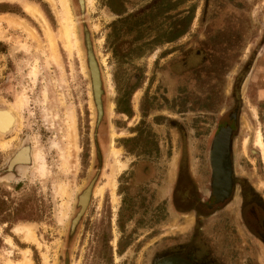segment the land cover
<instances>
[{"label": "rangeland", "instance_id": "obj_1", "mask_svg": "<svg viewBox=\"0 0 264 264\" xmlns=\"http://www.w3.org/2000/svg\"><path fill=\"white\" fill-rule=\"evenodd\" d=\"M25 4L44 17L54 51ZM67 7L75 36L70 50L60 34L59 0L53 6L46 0H0V19H22L36 36L34 42L20 29L0 27V116L8 113L13 120L0 131V264H147L150 248L172 226L166 200L157 195L176 152L177 132L168 118L187 130L189 154L197 157L201 112L227 110L234 82L242 126L235 155H243V139L254 137L263 163L250 157L251 165L245 159L241 165L251 168L244 169L250 182L264 184V102L258 95L264 88V0H83V14L77 0H67ZM84 28L101 64L104 116L98 126ZM201 60L206 79L197 68ZM224 60L229 64L220 65ZM176 63L179 74L171 68ZM204 91L210 93L206 103ZM123 97L136 106L130 121L117 114ZM135 128L142 142L136 159L118 149ZM23 144L30 147L14 162L25 163L30 152L31 167L6 173L8 159ZM140 163L151 173L135 181ZM93 178L99 187L70 234L77 196ZM29 224L32 239L17 234L15 227ZM114 236L130 246L121 256L112 249L110 257L107 241ZM250 239L251 251L242 252L237 264H264L262 250Z\"/></svg>", "mask_w": 264, "mask_h": 264}, {"label": "flooded vegetation", "instance_id": "obj_2", "mask_svg": "<svg viewBox=\"0 0 264 264\" xmlns=\"http://www.w3.org/2000/svg\"><path fill=\"white\" fill-rule=\"evenodd\" d=\"M77 4L79 11L83 14L85 7L82 8L78 0ZM86 38L91 51L94 53L90 32L87 28H84V52L87 50ZM87 59V63H89L88 55ZM204 61L201 60L197 68L203 69L201 77L206 79L207 72ZM188 62L191 63L189 60ZM226 63L229 64V61L219 62L220 65ZM171 68L175 74H179L181 64H173ZM99 69L100 94L98 103L101 110L100 108L99 111L97 110L99 105L95 100L97 105L96 109L94 102L96 126H98L104 116L101 64ZM234 84L233 82L230 92L227 93L231 101L227 110L208 111L204 108L201 112L203 122H201V134L197 139L199 144L197 157L189 154V144L186 138L187 130L176 126L172 118L166 120L168 127L177 132L175 141L176 152L169 161L165 180L160 183L157 195L158 197L162 196L163 200H166L168 212L172 217V226H169L170 232L161 235L150 248L147 264H237L238 258L243 254L242 252L248 253L251 251L253 245L251 237L258 243L264 259V184L250 182L248 180L249 172L244 169L251 168L247 165H241L244 163L243 159L250 165L252 164L250 157H255L259 162H262V159L259 150L253 145L254 137L252 142H249L248 138L243 139L240 142L243 155L241 157L235 155V143L242 131V126L239 124L241 102L238 101V96L234 97V90H236V94L238 93V88H235ZM135 95L131 96L134 98ZM258 95L259 100L264 102V88L260 90ZM203 97L204 103L208 102L210 93L204 91ZM134 107L136 109L132 98L127 101L126 97H123L120 104L118 102L116 107L117 114L124 116V121H130V119H133ZM206 116L211 117L207 118ZM215 116L219 117L215 118ZM255 120L258 123L257 113ZM206 121H210L213 125L206 123ZM129 126L128 122H126L125 127ZM221 135L223 137L220 138ZM122 140L121 148L117 147L120 151L123 148L125 154L133 155L135 159L140 157L138 152L142 142L138 128L131 130L128 137L123 136ZM244 140L247 141L245 152L242 145ZM248 146L249 148H247ZM28 147L30 145L23 144L11 155L5 167L6 173L14 174L17 170L25 171L31 167V162L26 163L27 161L21 164H12L17 153ZM246 151L251 156L248 157ZM96 153L99 156L97 147ZM30 156L31 153L29 152L28 158L31 161ZM120 160L128 164V158L120 155ZM135 168L136 171L133 176L135 181L143 179L151 173V168L147 164L144 166L140 163L135 165ZM126 170L127 167L119 175ZM97 187L95 186V178H93L77 196L76 205L78 211L70 221V234L75 231ZM87 189H90V194L89 191L85 192ZM83 192H85L84 195H82ZM81 195V204L84 203L85 205L87 203L84 210L79 205V197ZM85 195H87L86 199H84ZM114 238H116L115 245L113 244ZM110 243L113 247L109 245ZM107 244L110 250V257L112 256V249L116 251L114 255L121 256L130 246V244L126 245L125 241H122V243L120 239L118 241L116 236L112 240L107 241ZM115 258L117 259L118 257L116 256Z\"/></svg>", "mask_w": 264, "mask_h": 264}, {"label": "bare ground", "instance_id": "obj_3", "mask_svg": "<svg viewBox=\"0 0 264 264\" xmlns=\"http://www.w3.org/2000/svg\"><path fill=\"white\" fill-rule=\"evenodd\" d=\"M50 5L53 6V0H46ZM87 2H89L90 0H86ZM80 6L83 8V0H78ZM59 3H60V6L62 7L63 9V20L61 22V25H62V31H61V35L65 38V40L67 41L65 44H66V48L68 50L71 49L72 45H71V41H70V36H72L74 39H75V36H74V31L72 29V21H71V15H70V12H69V9L67 7V0H59ZM24 11L31 17H33L35 20L38 19L39 22L41 23L42 27H44L46 29V31L48 32L47 34V37L49 39V46L53 49L54 51V48H53V42L51 40V37L52 35L49 33V27L47 26L46 22H45V19L44 17L42 16V14L39 12V10L32 6L31 4H25L24 6ZM5 17V16H4ZM33 19V20H34ZM5 23L7 24L8 27H13V28H16V29H20L22 31H24L28 37V39L32 40L35 42L36 40V36H35V33H34V30L29 27L27 25V23L22 20V19H14V18H10L9 16L8 17H5V18H2L0 19V27L1 25ZM43 28V29H44ZM1 29V28H0ZM0 36H1V31H0ZM54 38V37H53ZM47 40V39H46ZM63 41V40H62ZM77 44V42H75L73 45L75 46ZM86 45H87V54H88V58H89V63H88V70H89V74H90V84L92 85V91H93V97H94V101L95 100H98L99 102V99H98V96L100 94V75H99V68H98V65L95 61V58H94V55L91 51V48L89 46V43H88V39L86 38ZM56 47V46H55ZM22 96V95H21ZM25 96V95H24ZM22 100H25V98L23 97ZM99 105V103H98ZM17 106H22V103L21 101L18 103ZM95 106H96V109H97V105H96V102H95ZM6 108V107H5ZM99 108L101 110V107L100 105L98 106V111H99ZM2 110V108L0 109ZM13 116H17L14 112H13ZM13 117V118H14ZM16 120V119H15ZM13 122L12 120V117L8 114V113H5V114H2L0 116V131L2 132L3 129H7L10 124ZM12 131V130H11ZM5 132V131H4ZM6 133V132H5ZM73 133V132H72ZM4 134V133H3ZM261 143H259L258 141V137H257V147H261L260 145ZM262 150V149H261ZM116 153H114L113 156H115ZM28 157V156H27ZM24 159V153H20L19 155V160H23ZM27 161V160H26ZM31 161L28 160L26 163H30ZM15 163L14 160L12 162V164ZM41 169L42 171L45 169V165L42 164L41 165ZM64 189V188H63ZM62 190V188H61ZM89 191V194H90V189H87L85 192ZM85 192H83L82 195L85 194ZM81 195V196H82ZM81 196L79 197V205L82 207V210H84V208L86 207L87 203L84 205V203L80 204V199H81ZM89 196V195H88ZM87 195L84 196V199H86ZM83 199V201H85ZM88 202V201H87ZM16 231L18 232L17 234H19V232H23L26 239H32L34 236H33V228H32V225L29 224V225H25V226H18V227H15ZM22 234V233H21ZM29 262V261H28Z\"/></svg>", "mask_w": 264, "mask_h": 264}, {"label": "water", "instance_id": "obj_4", "mask_svg": "<svg viewBox=\"0 0 264 264\" xmlns=\"http://www.w3.org/2000/svg\"><path fill=\"white\" fill-rule=\"evenodd\" d=\"M98 99H99V96H98ZM96 102L98 103V100H96ZM223 137L222 135L220 136V138ZM219 139V138H218ZM220 140V139H219Z\"/></svg>", "mask_w": 264, "mask_h": 264}]
</instances>
